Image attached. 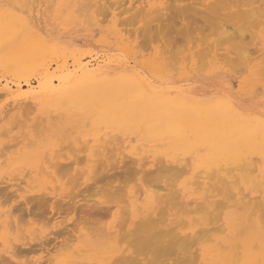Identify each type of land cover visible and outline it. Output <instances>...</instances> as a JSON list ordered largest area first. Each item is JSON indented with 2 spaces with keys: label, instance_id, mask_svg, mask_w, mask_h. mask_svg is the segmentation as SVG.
I'll return each mask as SVG.
<instances>
[{
  "label": "rangeland",
  "instance_id": "rangeland-1",
  "mask_svg": "<svg viewBox=\"0 0 264 264\" xmlns=\"http://www.w3.org/2000/svg\"><path fill=\"white\" fill-rule=\"evenodd\" d=\"M77 1L78 0H0V108L3 109L4 113H5L4 108H6V111H7V109H10L9 111H11V112H9V114L7 111L8 115H6V113H5L1 116L3 120L0 118L1 119L0 120L1 133L2 134L5 133V134H3L4 136L1 135L2 137H0V142H2L3 144L6 143L5 145H7V143H9V146H13L12 150H16L15 151L16 153L13 152V154L14 153L16 154V155L14 154L13 157L20 156L23 152H25L24 150L32 151L38 147L43 146L46 150V153L48 154L47 157L54 158L53 156H55L54 162L56 160H58L59 164L61 163L62 166L67 165L66 168L61 167V164L59 166L57 165L58 168L56 169V171L62 169L61 173H59V171L57 173V174H59L58 175L59 178L57 177V175L54 172V174H53V176H51V178L50 177L47 178L48 186H45V184H44L43 187L41 186L39 188L34 189V191H36V193L28 194V196L26 197V200L24 198L20 197L19 193L14 191L17 188L12 187L11 184H14V183L19 184L22 179L27 181L29 178H31L30 182L32 183V185H34V184L36 185L38 183V181L40 180V179L37 180L38 178L36 176V172H33L32 174H30L31 172H29L26 169H22L21 171H18V170L12 171V169L9 165V161H7V162L5 161V163L3 162L0 165V177L3 179L2 182H5V183L0 184V192H2L5 188L6 189L8 188L6 190V192L4 191L2 193L5 195V196L3 195V198H2V195H0V197H1L0 198V212H1L0 213V221H5L6 223H9V218L11 216L12 218H10V219L13 221V222L12 221L11 222L15 226V227L13 226L15 230L10 229L12 231H15V233H13V232L10 233V230H9L10 227H8V224H7V226L6 225H4V226L0 225V256L4 255L5 256L4 258L7 257V259H9L11 262H13L12 264H14V263L15 264H28L27 263L28 261H30V264L31 263L34 264L35 262H36V264H41L39 262L44 261L43 264H45L46 260H47L46 258H48L49 255L51 254L49 258L53 257L52 258L53 260H51V262H52V264H56V260L58 258L62 257L64 254L68 253L70 250L72 251V249L74 247L80 246L84 242V240H86L87 238H91L92 235H93L92 239L105 238V236H102V233L100 232V230L102 231L103 230L102 228H104V227H105L104 228L105 234L111 233L114 236H116V235L120 236L119 230L116 227V225L118 226V224H117V219L115 218V213L117 215V212L119 210L121 211V209H123L122 211L125 210V212L126 213L128 212L129 214L131 212V205L128 203L127 196H128V191L131 189V187L137 185V183H138V181L134 178V176H135V173L133 171L134 169H136V170L142 169L145 172L150 170L149 172L150 173L152 172L153 174L150 175V173L148 172L149 176L153 177L154 173H156L155 172L156 168H159V170H157L159 172L158 176L164 175V177H165V176H167L166 174H169L168 176H170L172 178L175 177L173 175V173H176L177 170L181 169L182 175L180 176L181 178H179V176L177 175L178 181H176L177 176L173 180H171V178L167 177V178H169V180H168L169 182L167 183V185L168 184L171 185V181H173V183H175V181H176V183L174 185H172L171 188L166 187L167 185L165 183L167 181H165L166 180L165 178H163L162 180L159 178L157 180H161V182L160 181H157L155 183L150 182L149 185L152 184L153 187H154V185H156L155 186L156 188H157V185L158 186L162 185V190L160 189L162 192V191H164L163 186L165 187L164 189H166V190L170 189V191H171V190H175V188H174L175 186H176V190H177L180 188V185L185 183L186 185L189 184V185H187V187H189L190 189L196 188L197 190L204 191L205 195L200 194V193H199L200 194L199 195L196 192L195 198L189 200V202H188L189 207H193V206L198 205V203L201 200H203V199H200V196L204 197V198L207 196H210V197H213V200L214 199H216L218 201L220 200L224 203V201L226 199V194H221L220 195V197L222 196L221 198L217 197L219 195V193H221V191L217 192L218 190L221 189V187L226 188L225 190H224V188H222L223 191H228V189L233 191L234 193L232 195L235 196L234 198L239 197V199L241 198L240 200H242V202H244V203H247L249 201V199L254 200L253 197H255V200L263 202L264 201V184H262L260 179L256 178V176L259 175L260 178H263V176H264L263 175L264 174V29H263L264 26L263 27L261 26L260 28H258V27L252 28L251 26H250V28L246 27V29L248 31L249 30L250 31L248 32L245 30L247 33L244 34V32H243L244 35H242L239 31H237V29L239 26L246 25V23H249L254 19V17H252L253 18L252 20H251V18L246 17L249 22L248 21L245 22V20H247V19H245V17H244V19L238 18V16L241 15L240 10L241 9L242 10H245V9L249 10L252 7H253V9H255V8H261L262 9V7H264V2L262 5V0H256V1L252 0L251 3L252 4L255 3L254 5H252L250 2L248 3V0H244L243 4L241 3L242 2L241 0H238L237 1L238 3H235L236 0L235 1L228 0V1H230V3L228 1L223 3V5H225V4L228 5V7L226 6L228 8V10H226V11L223 10L220 12V14H223V13L227 14L228 11L233 14V11H237V13L236 12L234 13L235 15H232V17L233 16L234 17L231 19H234V20H229L230 19L229 16L224 17V19L222 21L220 20L221 23H219V25L213 26L212 23L216 22V21L210 17L213 15H211L212 13L208 14L209 12L206 10V6L214 3L215 0H183V1H181V0L180 1L179 0H124V1L123 0H106V1L105 0H91L92 3L95 4L96 6L92 7L90 10L84 9L81 12L79 11ZM80 1H82V0H80ZM97 1H100V3H98ZM116 1H119V2L117 3ZM171 1L175 4H173ZM174 1H176V2H174ZM260 1H261V3H260ZM110 2H112V3H110ZM245 2H246V4H245ZM257 2H259V4ZM119 3H121L123 5L121 6V4H119ZM124 3H126V4H124ZM170 3H171V6H170ZM191 3H193L194 5ZM199 3H200V5H199ZM132 4H134V5H132ZM172 4H173V6L176 5V8H177V6L182 7L184 5L183 7L185 10L183 8L181 10L178 7V9L176 11V9H174ZM104 5H106V7H104V8L108 9L110 15H109L108 11L105 9H103V10L101 9L102 11H104V12H102V13H104L103 16L101 15L102 14L101 10L98 8H100V6H104ZM119 5H120V7H119ZM149 5H154V6L162 5L165 8H167L169 5L171 8L173 7L172 8L173 11H172V9L168 10V8H170V7H168L167 10H165L161 14L160 18L157 19L156 18L157 15L151 14L150 12L148 14L146 13V12H148V8H149L148 6ZM248 5H249V7H248ZM186 6H187V8H185ZM96 7H98V8H96ZM123 7L125 8L126 13L122 12V11H124ZM127 7L128 8L132 7L129 9H133V10L128 11ZM133 7H136L135 10ZM140 8H141V10H140ZM143 8H144V10H143ZM191 8H192V10H191ZM193 9L194 10L196 9L195 12H200L202 10V12L204 13V11H206L205 12L206 14L205 15L201 14L203 16V17H201V16H199L200 14L198 13V15H197V13H195ZM138 10L140 12H137ZM174 10L176 11V13H174ZM179 10H181V11H179ZM105 11L108 13V16L105 14L106 13ZM238 11H239V13H238ZM85 12L87 15L85 14ZM98 12L100 13V15L98 14ZM183 12H186V13H183ZM80 13L82 14V16H80L81 15ZM138 13H140V14H138ZM136 14H138V15H136ZM237 14H240V15H237ZM105 15L107 17H104ZM172 15H173V17H172ZM175 15H177V16H175ZM174 16H175V18H177V17L178 18L175 19ZM132 17H133V19H132ZM185 17L188 19H186ZM204 17H206V18H204ZM240 17H243V16H240ZM250 17H251V15H250ZM104 19H105V22H101ZM192 19H193V21H192ZM238 19H240V20H238ZM121 20H123V21H121ZM182 20H184V21H182ZM190 20H191V22H190ZM88 21L90 24H88ZM174 22H175V24H174ZM235 22H236L235 25L236 26L238 25L236 27L237 29H234L233 27H235V26H232V23H235ZM131 23H133V24H131ZM185 23H187V24H185ZM92 24H93V26H92ZM129 24H130V26H129ZM134 24H136V25H134ZM222 25L227 26L226 31L228 33H226L225 29H223L225 27H222ZM141 26H143V29ZM147 26H148V28H147ZM151 26H152V28H151ZM139 27H141V28L137 29ZM215 29H217L218 31ZM140 30H141V32L142 31L143 32L141 33ZM155 30H157V31H155ZM204 30H205V32H204ZM221 30L222 31L224 30L223 34H220ZM132 31L134 32V34H131V33H133ZM231 32H233L234 34ZM251 32H253L254 38L251 37V35H252ZM145 33H146V35H145ZM239 33H240V35H239ZM217 34L222 35V36H219ZM227 34H230V36L233 34V36H231V37H235V38H232L229 40L228 38L230 36L227 37ZM130 36H132V37H130ZM224 36H226L227 38L225 39ZM171 37H173V38H171ZM200 37H201V39H200ZM246 39L248 40L247 42H246ZM236 40H239L238 43H240V44H238L236 42ZM241 40H243V42ZM231 41L232 42L235 41V42L233 44H231L232 43ZM253 41H255V42L251 44V42H253ZM211 43H212V46L210 45ZM223 43H224V45H222ZM235 43L237 44L238 47L232 46ZM140 44H143V48H141L142 45H140ZM243 44H245V47ZM200 45H202V46H200ZM136 46H138V47H136ZM205 46L209 49V51H207L208 50L207 48H204ZM171 47H173V49H171ZM191 47H192V49H191ZM232 47H234L235 49H232V51H231L230 49ZM242 47L244 49L245 48L249 49L250 52H249L248 56H250L251 58L252 57L254 58V60L250 64H249V62L251 59L249 60V62L247 61L246 64H245V62H243L245 59L240 60L242 55L240 56L239 53L241 54V50H242L241 48ZM77 48L81 49L82 51L83 50H89V52L81 53V54H74L72 51L77 50ZM218 48L221 50H219ZM239 48L241 49V50H239L240 52H238V50H236ZM64 49L67 51H64ZM210 49H212V51H210ZM250 49L251 50L254 49L255 51L254 50L251 51ZM260 49L262 50V52L259 51ZM202 50H203V52H202ZM161 51H163V52H161ZM208 52H209V54H208ZM232 52L234 54L237 52L236 54H238V55L236 56V54H235V56H233L234 54ZM256 52H258L259 54L257 53V56L255 57ZM169 53H172V54H169ZM223 53H225L226 56ZM220 54L221 55L223 54L224 56H222V57H226V58H224V59L221 58ZM200 55L202 58L200 57ZM258 55H260V56H258ZM169 56H170V58H169ZM231 57H233L234 59ZM236 58L238 60H236ZM78 59H81V60L83 59V62H85V63L90 62L91 64L93 63L94 65L105 64V63L111 62L110 64L112 66L110 68L113 72L115 71L114 74H116V73L117 74H124V73L129 72L132 76L137 77V78L139 77L140 79H142L146 85H144V83H142L141 90L145 91L147 93H150L149 90L152 87H156L154 89H157V90H159L161 88L160 90L162 92H165L167 94V96H169V97H177V98L181 97V98H185L186 101H192L193 103H196L197 105H206V106L208 104H213V103H214L213 105L218 104L221 106L224 104V101H225L224 100L222 102V100H220L221 96L231 97L233 99V101L238 105V107L239 108L244 107L243 109L246 112L244 115H240V111H238V112L232 111L231 113L229 111L228 112L224 111L228 115H227V117H222L223 120H220V122L217 125L220 126L221 128L222 127H231V126L236 127L238 125L246 126L247 131L243 132L244 138L240 141L239 144H238V142L236 144L237 149L242 150L243 153H241V156H243V157L240 156L239 163L221 165V166L219 165L218 167H211V168H214L213 169L214 172L213 171L210 172L211 168H201V167H199L195 170H190V168L188 166L186 167L187 163H184L181 160H184L185 158H188V160L193 159L192 158L193 155H185L180 151H176L172 154L169 151V149L172 148V146L176 147V144L174 142H172V143L169 142L167 139H164V138L160 139L158 137L152 136L151 132H150L149 128L146 126V124H141L140 132L137 134H134V133L131 134L130 132H126L125 130H121L120 132H118V131L108 132L106 134V136L104 137L103 132L100 131L96 134L97 135L96 136V135H93L92 132H93V129L100 127V124L97 121V117L99 114L98 111L88 112L86 110H78L73 104L71 105V103L69 101H63L62 108L50 107V108L44 109L43 107H40L36 104H32L30 102V100H26V99L25 100L24 99L23 100H17V101L14 100V96H16L18 94H27L32 89H34V91H39V88L37 87V85H39V82H37L39 77L36 75H39L40 72L42 73L44 71V73H45V71H46V72H48V75L53 74L52 77L51 76L50 77H51V79H53L52 81L55 82L57 77L62 74L63 70L65 71L66 69H70V70L74 69V66L76 65L75 64L76 60H78ZM200 59L202 62L200 61ZM202 59H204V60H202ZM220 59H222L223 62ZM225 59L228 62H226ZM246 59H247V57H246ZM89 60H91V61H89ZM235 60L238 62L239 65L237 64V62ZM199 61L201 62L202 65L204 63L205 64L202 66V65H200ZM225 62L227 63L228 66L225 65L226 64ZM198 63L200 66L198 65ZM231 63L234 64V67H233V65H231ZM231 67H233V70ZM236 70H238V71H236ZM56 74H57V77H54V76H56ZM27 79L30 80L31 86H25L24 82H26ZM14 82H16V83H14ZM17 83L19 86L17 85ZM34 87L36 88V90ZM178 88H180V89H178ZM20 104H21V106H19ZM26 104H28V106ZM29 104H31V106H33V108L29 107ZM23 105L28 111H26L24 109ZM27 107L34 109V110L28 109ZM12 108H14V109H12ZM22 109H24V110H22ZM22 111L23 112L25 111L24 114L26 112L27 113L24 115V114H22ZM29 111L31 114H29ZM61 114H63V115L61 116ZM3 116L4 117L6 116V117L3 118ZM15 116L18 117V120H20V121L23 120V121L15 123V121L17 120V118L15 119ZM25 116L27 118H23ZM37 116L39 117V119H37L38 118ZM202 117H206V116L201 115L200 118H202ZM6 118L9 122L5 121ZM52 118H53V120H51ZM43 119H44V121H43ZM216 120H218V119H216L214 117L213 121H216ZM13 121L16 125L13 123ZM36 121H39V122H36ZM23 122H24V127L22 126L23 127L22 128L20 125H22ZM35 122H36V124H35ZM52 123H53V125H52ZM34 124L36 126L39 124L37 126V128H38V131H40V130L41 131L38 133V135L36 134V131L33 130L34 128L30 127L31 125L34 126ZM17 125H19V126L17 127ZM43 125L45 126V128ZM122 125L123 124H117V126H122ZM4 129H6V131L9 129L10 131L12 130L13 132H11V133L9 132L8 135L5 136L9 130L7 132H5ZM65 131L66 132L68 131V132L66 134L65 133L63 134V132H65ZM144 131H147V132H144ZM22 132L26 133L27 136L31 133H34L38 144L35 146L31 145V144L29 146V144H28V145H26V146H28V148L24 149L25 148L24 144L27 143L28 140L23 139L25 134H23ZM70 133H71V135H69ZM63 135H66V137ZM15 136L17 137L16 138L17 141L15 139ZM39 136L41 138L40 141H38ZM67 136H68V138H67ZM100 137H101V139H100ZM118 137H120V138L116 139ZM24 138H26V137H24ZM42 139H44V140H42ZM62 139L67 140V142L65 140H62ZM99 139H100V141H99ZM154 139H156V140L154 141ZM87 140H88V144H87ZM115 140L121 141L122 143L120 142V144H119V142H117V141L115 142ZM41 141H44V142L42 143ZM60 141H61V143H60ZM106 141H107V143H106ZM108 141H111V142L113 141L112 143H114V144L111 145ZM17 142H19V143H17ZM68 142H70V143H68ZM15 144H17V145L15 146ZM63 144H64V147L66 149L63 147ZM104 144L107 145V147H109V148H107V149H109V151H110V149L112 151V147L114 146V148H113L114 150L112 151V153H110L111 151L109 152L107 149L106 150L110 154L107 153L108 154L107 155L106 150L104 151V153L102 152L104 150ZM121 144H122L123 148H122ZM144 144H146V145H144ZM70 145L75 148L74 152H73L74 148H71ZM67 146H69V147H67ZM99 146H100V148H99ZM31 147H33V148H31ZM60 147H61V149H60ZM79 147L80 148L82 147V148L80 149ZM7 149H8V146L7 147L5 146L3 149L4 150L3 153L0 152V154L2 153V155H1L2 157H4V155H5L4 153H6V151H8ZM19 149L21 151H19ZM70 149L72 150V152L70 151ZM78 149H79V151L81 150L82 152H79ZM83 149H84V151H83ZM57 150H60V152H61V150H64L61 152V153L64 152L63 156L62 155L60 156L61 153L57 154L58 153ZM55 151H57L56 155H55ZM98 151H100V152H98ZM102 153H103V157L101 156ZM83 154H84L85 158H84ZM113 154H114L113 158L115 160L113 158L112 159L109 158V156H112ZM124 154H126L125 156H127V157H123ZM177 154H178V156H177ZM7 155L9 156L8 153H7ZM77 155H78V157H77ZM100 156H101V159L104 157H107L109 159L110 163L113 161L112 166H113V164L118 163L117 165H115L117 167L113 166V168L115 167L113 170V168L111 169V167L109 166L110 168H108V169H110L111 171L110 170H109V172L104 171L103 172L104 174H101L103 176L100 179H98V178L101 177V175H97L98 178H96L97 176H95V178L92 179L93 181H91V179L85 180L86 178H85V176H83V177L78 178V180H79V181L77 180L79 182V183L77 182L78 184L75 183L76 182L75 178H77V177L74 178L73 175L77 174V170H79L78 172H81L82 169H85L87 166L90 165L89 163H87V159H89V158L99 159ZM157 157L160 159V161H163L162 163H163V165L165 164L164 166L161 165L160 161L158 163ZM5 158H6V156H5ZM118 158L120 160H118ZM241 158H243V159H241ZM156 159H157V162L155 163ZM176 160H178V161H176ZM251 161L256 162V163L254 162L255 165L253 164L255 166V169H253L254 166H252V171L249 170V169H251V167L246 166V164L252 163ZM73 162H74V164H73ZM77 162L80 164L78 165ZM139 162L142 163V165H143V163H145V165H143L144 167L143 166L140 167ZM178 162H179V164H178ZM69 163H71V165H73L72 168H71V165H69ZM243 163H245L244 167H247L246 170L243 169L244 168L242 166ZM3 164H4V166H3ZM176 164H177L176 167L180 168V169H177V170H176V168L174 169V166ZM128 165H130L131 168H130V166L127 167ZM171 165L173 167V168L171 167L172 170L170 168H168ZM181 165L182 166L185 165L186 170H184V167H182ZM237 165H239V166H237ZM250 165H252V164H250ZM122 166H123V169L121 168ZM60 167H61V169H60ZM125 167H127L128 169H126V171H123L125 169ZM219 167H221V168H219ZM162 168H165V169H163L161 171L160 169H162ZM241 168H242V171H241ZM70 169H72V170H70ZM153 169H155V170H153ZM227 169H228V171H227ZM168 170L170 172L171 171H173V172L170 174V172ZM183 170L185 173L183 172ZM200 170H202V172ZM27 171H28V173H27L28 176H25L27 178L15 176L18 173L25 174ZM64 171L66 173H68V174L65 173V175L66 176L69 175V176L64 178V176H62V173L64 175ZM244 171L247 174H245ZM107 172H108V174H107ZM123 172H125V173H123ZM129 172L131 174H129ZM198 172L200 174H203V179L201 180L200 184L196 181L195 178H193V175L197 174ZM212 172L214 173L213 175L211 174ZM148 173H145V174H148ZM207 173L210 175L207 176ZM132 174H133V177H132ZM176 174H178V172ZM179 174H181L180 171H179ZM171 175H173V176H171ZM3 176H4V178H3ZM14 176L18 177L19 179L15 178L16 180H10V178L14 179ZM210 176L213 177L212 178L213 182L214 183L216 182L215 186L219 185L220 187L218 186V188L217 187L215 188L214 183H212V181L210 180ZM219 176L221 179L219 178ZM69 177L74 178V181H72V179H71L72 184L70 183V180H69L67 184L70 183L71 185H66V181ZM107 177H113V178L109 179ZM124 177H126V178H124ZM1 178H0V181H1ZM52 178H54L55 181ZM61 178L63 179L62 182L60 180ZM204 178H207V179H204ZM80 179H81V181H80ZM115 179H116V181H115ZM149 179H151V178H149ZM246 179H247V182H246ZM104 180H106V181H104ZM221 180H224V182L227 180V182L228 183L230 182V183L227 185V183H224ZM134 181H136V182H134ZM187 181H188V183H187ZM219 181H221V182H219ZM189 182H191V184ZM217 182H219V183H217ZM87 184L88 185L91 184V185L88 186ZM92 184L95 187H93ZM210 184H213V186L211 187ZM6 185H8V186L10 185V186L8 187ZM105 185L108 187H106ZM120 185L122 186V190L124 192L121 191ZM24 186H25V183H22V187H24ZM85 186L89 189L92 187V189L89 190ZM73 187H75V189ZM148 187H147V183L142 182L140 184L138 195L135 198L139 203H142L145 200L146 192L152 190L151 187L150 188H148ZM46 188H49L50 190L46 189ZM83 188L86 189L87 191H84ZM172 188H174V189H172ZM81 189H83L84 195L82 193H80V192H82ZM71 190H73V193ZM77 191H79V192H77ZM158 191H159V189H158ZM10 192L12 195H15V197H12L11 195H7V194H10ZM114 192H116V193L113 194ZM46 193H47V195H46ZM77 193L81 197L83 195V197L80 199V197L77 195ZM87 193H89V194H87ZM119 193H123V194L118 195ZM67 194H70L71 198H72V195H74V194H76V196H78V197L73 196V198H75V200H74L73 198L71 199L70 197H68L69 195H67ZM112 194L114 196H112ZM44 195H46V196H44ZM223 195H225V196H223ZM17 196H18V198H17ZM86 196H88V197L86 198ZM28 197H30V198L32 197L33 201L30 200V198H29V200L32 202L28 201L27 200ZM63 197H65V198H63ZM120 197L122 200L120 199ZM13 198H16V199L13 200ZM48 198H52V199L48 200ZM85 198H86V201L88 200V202H85ZM89 198L94 199V200H90ZM57 199H59L61 204H62L61 205L58 203L59 205H61L60 207L58 206V208L56 205ZM83 199H84V202L82 201ZM106 199H109L110 204L111 203L112 204L110 205ZM124 199L127 200L126 203H125L126 200H124ZM34 200L35 201H37V200L42 201L43 200V202H44V203L42 202L43 205H45L47 207L44 206L45 207L44 208V207H42L43 205H41L40 206L41 209H39L38 204H37V207H38V209H37L36 204L34 203ZM117 200L123 201V203H119V207H114L113 202H116ZM41 201L39 202L40 204H41ZM45 201H46V204H45ZM91 201H93V202L95 201L97 203L105 202L102 205H99L100 208L98 207L97 211L101 210V207H103V206L104 207L108 206L111 209V210H109L108 214H105L104 213L105 210L103 208L104 212L99 211L98 212L99 214L98 215L96 214L97 218H95L96 215L94 216L95 219H97V220L99 219V221L94 222L95 224L97 223V226H94V223L89 221V220L94 219V218L93 219L91 218L94 212H92V213L90 212L89 214H86V216H85V212L92 211V210L95 211L94 209H92L95 206L92 207V205H94V203L92 202L93 203L92 204ZM230 201H231V199H230ZM54 202H55V204H54ZM67 202H70V203H68L69 206L67 205ZM7 203H9V204H7ZM36 203H38V202H36ZM47 203L49 206L47 205ZM63 203L68 206V209H67V207L65 208V206H64L62 210L56 211V209H59V208L61 209V207L64 205ZM84 203H86L87 205L85 204L86 206L84 205L82 207L86 208L88 206L86 208V210L84 208L80 207ZM70 204H72V205L74 204L73 207ZM90 205L92 208H90V210H88ZM224 205H223L224 208L222 206L223 209L220 208V210L222 212L229 211V207H230V209H232V207L229 206V204L227 205V203H226ZM215 208L217 209L216 206H215ZM216 209L213 211L208 209L211 212L210 214L213 213L211 215L212 217L219 215L217 213H219L220 210H219V208L217 210ZM36 210H37V212H36ZM41 210H43V212ZM65 210H67V211L69 210V211L66 213ZM74 210H75V213H74ZM17 211H18V213L19 212L20 213L18 214ZM23 211H24V213H23ZM55 211H56V213H55ZM82 211H84V212H82ZM97 211H96V213H97ZM209 211H208V213H209ZM5 212H7L8 214ZM11 212H14L15 215L14 214L9 215V213L11 214ZM47 212H50V213H47ZM101 212L103 213L104 218H102V216H101L102 214L100 215ZM53 213H55V214H53ZM74 214L77 216H75ZM104 214H105V216H104ZM127 214H126V216H127ZM220 214H221V212H220ZM262 214H264V212H262ZM82 215H84V216H82ZM87 215H89V216L91 215V217H88ZM106 215H108V217ZM36 216H37V218H36ZM44 217H46V218H44ZM85 217L89 218V219L87 220V219H85ZM105 217H106V219H105ZM62 218L65 221L62 222V220H63ZM100 218H102V220H100ZM19 219H21L20 223H23V225H25V226H23L22 224H20L18 222ZM51 219H52V221H51ZM82 220H83V222L79 223ZM85 220H86V223H87V221H89L92 224V226H90V225L89 226L91 228L93 227V229H91L89 226L84 227V225H85L84 221ZM60 221L62 222L61 225H60V223H61ZM17 222L20 225H17L18 224ZM47 223L50 224L49 227H46ZM77 223H79V225L77 227V230H76L77 233H76V231H74V230L76 227L75 224H77ZM71 224H73V225H71ZM98 225H100L101 228ZM67 226H68V228H67ZM17 227L19 229H21L22 231H20V230L17 231V229H18ZM88 227H89V229H88ZM85 228H87L88 231ZM51 229L53 232L50 231ZM57 229H58V231H57L58 233H56ZM96 229H98V230H96ZM31 231H33L32 234H31ZM59 232L61 234H63L65 232L66 234H65V236L62 235V237H59V235L61 236V234ZM68 232L69 233L71 232V234H69ZM95 232H97V233H95ZM53 233H55V235ZM73 233H75V234H73ZM89 233H91V234H89ZM125 233H127V232H125ZM20 234L22 235L21 237H20ZM124 234H122L123 237L122 236H120V237L125 239L126 238L125 236H128V235L127 234L124 235ZM129 234H131V233L129 232ZM35 235H37L36 237L39 239H36V237L34 238ZM46 235L48 237H46ZM56 235H57V237H56ZM97 235H99V236H97ZM72 236H73V238L76 237L74 239L76 241L72 240V238H71L72 242L69 243L68 242V241H70L69 237H72ZM58 237H59V239H58ZM2 238H9L7 244L11 250L13 249L14 245H16L15 247L18 246L17 247V253H14V251H12L13 253L11 252L12 254L6 253L5 252V250H7L6 244L1 242ZM51 239H54L55 241H53V240L49 241ZM9 241H11L12 244ZM42 241H45V243H47V242L48 243L45 244V243H42ZM62 241H64V242H62ZM65 241H67L69 243V245H66V246H68V248H67L68 250H64V249H66V246H64L65 244L62 245L65 248L61 246L62 243H66ZM51 242H52V244H51ZM59 244H60V246H58ZM19 245L21 246V249H22L21 251H23V253L21 251H19L20 250ZM33 245L35 247L36 246H38V247H36V249H35V247ZM40 245H42V247ZM39 246L41 247L40 248L41 250L39 249ZM54 246H55V248L59 247L57 249V251H55L56 249L54 250ZM69 246H70V248H69ZM18 248H19V250H18ZM44 248H45V254L43 253ZM60 248H64V249L61 250ZM14 250L16 252V249H14ZM30 250H32V252ZM48 250L50 251V253ZM52 250L55 253L52 252ZM25 251H28L30 253L28 254V252H25ZM35 251H36V254H35ZM19 252H21L22 254ZM52 253H54V254L52 255ZM13 254H15V256ZM16 254H18V256ZM48 261H49V259H48ZM48 261H47V264H49ZM186 264H188V263H186Z\"/></svg>",
  "mask_w": 264,
  "mask_h": 264
},
{
  "label": "bare ground",
  "instance_id": "bare-ground-1",
  "mask_svg": "<svg viewBox=\"0 0 264 264\" xmlns=\"http://www.w3.org/2000/svg\"><path fill=\"white\" fill-rule=\"evenodd\" d=\"M181 1H183V0H181ZM226 1H228V0H217V1L215 0L214 3L209 4V5L206 6V10L209 12V13L208 12L207 13L208 14H211L212 13L211 15H213V16H210V17L216 21V22H213L212 23L213 26L219 25V23H221V21L224 19V17H228L229 16L230 17L229 20H234V19H231V18L234 17V16L232 17V15H235L234 13L235 12L237 13V11H233V14L230 13L229 11H228L227 14L226 13L220 14L221 11L228 10V8H227L228 5H226V4L223 5V3L226 2ZM233 1H235V0H233ZM237 1L238 0H236L235 3H238ZM241 1H242L241 3L243 4L244 3L243 2L244 0H241ZM251 1L252 0H248V3L249 2L251 3ZM97 2L100 3V1H97ZM116 2L118 3L119 1H116ZM174 2H176V1H174ZM228 2L230 3V1H228ZM246 2H245V4H246ZM263 2H264V0H262V5H263ZM77 3H78L77 5H78V8H79V11L80 12L83 11L84 9L90 10L92 7L96 6L95 4L92 3L91 0H82V1L78 0ZM110 3H112V2H110ZM193 3H191V4H193ZM257 3L259 4V2H257ZM260 3H261V1H260ZM119 4H121V3H119ZM124 4H126V3H124ZM173 4H175V3H173ZM173 4H172V6H173ZM254 4H252V5H254ZM122 5L123 4H121V6ZM132 5H134V4H132ZM199 5H200V3H199ZM170 6H171V3H170ZM170 6L168 5V7H170ZM183 6L182 7L177 6V8H176V5H175L173 7L177 11L178 7L181 10H182V8L184 9ZM104 7H106V5L100 6V8H98V7H96V8H98L100 10L101 9L102 10L105 9V10L108 11V9L107 8H104ZM119 7H120V5H119ZM148 7H149L148 8V12H146V13L148 14L150 12L151 14L157 15L156 16L157 19L160 18L161 14L165 10H167V8H168V7L165 8L162 5H160V6L149 5ZM248 7H249V5H248ZM129 8H132V7H129ZM129 8L127 7V10L128 11L129 10L130 11L133 10V9H129ZM133 8L135 10L136 7H133ZM172 8L170 7V8H168V10H170ZM185 8H187V6ZM123 9H124V11H122V12H125V8L124 7H123ZM102 10H101V13L104 12ZM140 10H141V8H140ZM143 10H144V8H143ZM181 10H179V11H181ZM191 10H192V8H191ZM195 10H194V12H195ZM172 11H173V9H172ZM176 11L174 10V13H176ZM240 11H241L240 12L241 15L240 14H237V15H240V16H243V17L238 16V18H243L244 19V17H245V19L251 18V20H252L253 19L252 17H254V19L252 21L249 19L251 22H249L248 19L245 20V22L248 21L249 23H246V25L239 26L238 27L239 30L236 28L238 26V25L237 26L235 25L236 22L235 23H232V26H235L233 28L234 29H237V31H239L242 35H244L245 33H247L246 31H248V30L246 29V27L247 28L248 27L250 28V26H251L252 28H254V27L255 28H257V27L260 28L261 26L262 27L264 26V7H262V9L261 8H255V9H253V7H252L249 10H246V9L245 10H242L241 9ZM99 12H98V14L100 15ZM137 12H140V11L138 10ZM201 12H202V10L200 12H195V13H197V15L199 13L200 14L199 16L203 17L201 14H204L205 15L206 14L205 13L206 11H204V13L203 12L201 13ZM108 13H109V11H108ZM108 13L106 12L105 14L108 16ZM183 13H186V12H183ZM238 13H239V11H238ZM85 14H86V12H85ZM103 14L104 13H102L101 15L103 16ZM138 14H140V13H138ZM138 14H136V15H138ZM106 15L104 17H107ZM109 15H110V13H109ZM250 15H251V17H250ZM80 16H82V14ZM175 16H177V15H175ZM175 16H174V18H175ZM172 17H173V15H172ZM177 18H175V19H177ZM204 18H206V17H204ZM132 19H133V17H132ZM186 19H188V18H186ZM238 20H240V19H238ZM121 21H123V20H121ZM182 21H184V20H182ZM192 21H193V19H192ZM101 22H105V19L102 20ZM190 22H191V20H190ZM88 24H90L89 21H88ZM131 24H133V23H131ZM174 24H175V22H174ZM185 24H187V23H185ZM134 25H136V24H134ZM92 26H93V24H92ZM129 26H130V24H129ZM141 27L143 29V26H141ZM141 27H139L137 29H140ZM222 27H225L223 29H225V31H226V29H227L226 27L227 26L226 25L225 26L222 25ZM147 28H148V26H147ZM151 28H152V26H151ZM263 29H264V27H263ZM215 30H217V29H215ZM155 31H157V30H155ZM140 32H141V30H140ZM204 32H205V30H204ZM243 32H244V34H243ZM223 33H224V30L223 31L221 30L220 31V34H223ZM226 33H228V32L226 31ZM231 33H233V32H231ZM240 33H239V35H240ZM251 33H252L251 37L254 38L253 32H251ZM131 34H134V32L131 33ZM233 34L231 36H233ZM145 35H146V33H145ZM217 35H219V34H217ZM219 36H222V35H219ZM229 36H230V34H227V37H229ZM130 37H132V36H130ZM173 37H171V38H173ZM224 37H225V39L227 38L226 36H224ZM230 37L228 38L229 40L232 39V38H235V37H231V38ZM200 39H201V37H200ZM238 41L239 40H236L237 43H238ZM241 41L243 42V40H241ZM247 41L248 40L246 39V42ZM234 42H232L231 44H233ZM254 42L255 41L251 42V44L254 43ZM143 44H140V45H142L141 48H143ZM238 44H240V43H238ZM202 45H200V46H202ZM210 45L212 46V43ZM222 45H224V43ZM243 45L245 47V44H243ZM232 46L238 47L236 43L234 45H232ZM136 47H138V46H136ZM192 47H191V49H192ZM204 48H207V47L205 46ZM171 49H173V47H171ZM232 49H235V48L232 47L230 50L232 51ZM241 49L240 48L239 49H236V50H238V52H240L239 50H241V54L239 53V55L240 56L242 55L243 57L241 56L240 60L241 59L242 60L245 59L246 61L244 60L243 62H245V64H246V62L247 61L249 62V60L251 59L250 62H249V64H250L254 60V58L252 57L253 58L252 59L250 56H248L249 55V52H250L249 49H247V48L244 49L243 47ZM219 50H221V49H219ZM252 50H254V49H252ZM64 51H67V50L64 49ZM207 51H209V49ZM210 51H212V49H210ZM259 51L262 52L261 49ZM72 52L74 54H81V53H87V52H89V50H83L82 51L81 49H78L77 48V50L72 51ZM161 52H163V51H161ZM202 52H203V50H202ZM258 52L255 53L256 54L255 57L257 56V53ZM169 54H172V53H169ZM208 54H209V52H208ZM223 54L225 55V53H223ZM223 54L222 55L220 54V55H221V58L224 59L226 57H222V56H224ZM235 54L233 56H235ZM237 55L238 54H236V56ZM258 56H260V55H258ZM200 57H201V55H200ZM246 57H247V59H246ZM169 58H170V56H169ZM231 58H233V57H231ZM202 60H204V59H202ZM220 60L222 61V59H220ZM236 60H238V59L236 58ZM89 61H91V60H89ZM200 61H201V59H200ZM225 61H226V59H225ZM201 62H200V65H202ZM226 62H228V61H226ZM110 63L111 62L105 63V64L94 65L93 63L91 64L90 62L89 63L88 62L87 63L83 62V59L82 60L81 59H78V60H76V63H75L76 65L74 64L75 65L74 66V69H72V70L66 69L65 71L63 70L62 71V74L59 75L58 77H57V74H56V76H54V77H57V79H56L55 82L52 81L53 79H51V77H52L53 74L48 75V72H46V71H45V73H44V71L42 73L40 72L39 75H36V76L39 77L38 78V81H37V82H39V85H37V87L39 88V91H34V89H32L27 94H18L16 96H14V100H16V101L17 100H23V99L24 100L25 99L26 100H30V102L32 104H36V105H38L40 107H43L44 109L45 108H50V107H52V108H62L63 101H69L71 103V105L73 104L78 110H86L88 112L98 111L99 114H98V117H97V121L100 124V127H97L96 129H93V132H92L93 135H96L98 132L102 131L103 132V135L105 137L108 132H111V131H118V132H120L121 130H125L126 132H130L131 134L132 133L137 134V133L140 132V126H141V124H146V126L149 128L152 136L158 137L160 139L161 138H164V139H167L169 142H171V143L174 142L176 144V147H173L172 146V148L169 149V151L172 154L174 152H176V151H180V152H182L185 155H193V157H192L193 159H189V160H188V158H185L184 160H181L180 159L184 163H187L188 164V165L186 164V167L188 166L190 168V170H195V169H197L199 167H201V168H211V167H218L219 165L221 166V165H228V164L239 163V161H240L239 158L241 156V153H243V152H242V150L237 149L236 144H237V142L239 144L240 141L244 138L243 132L247 131L246 126H244V125H238L236 127L231 126V127H222L221 128L217 124L220 122V120H223L222 117H227L228 114L226 112H228V111L230 113L232 111H234V112L235 111L236 112L240 111V115H244L245 112H246L243 109L244 107H242V108L240 107L239 108L238 105L233 101V99L231 97H228V96H221L220 97V100H222V102L225 100L224 101V104L221 105V106L218 105V104L217 105L216 104L213 105L214 103L213 104H208L206 106V105H197L196 103H193L192 101H186L185 98H181V97H178V98L177 97H169V96H167V94L165 92H162L160 90L161 88L159 90H157V89H154L156 87H152L149 90L150 93H147V92L141 90L142 83H144V85H146L145 82H143L142 79H140L139 77L137 78V77L132 76L129 72L128 73H124V74H117V73L114 74L115 71L113 72L111 70L110 67L112 65ZM237 64H238V62H237ZM198 65H199V63H198ZM225 65H227V63ZM231 65H233V67H234V64L231 63ZM233 67H231L232 70H233ZM236 71H238V70H236ZM14 83H16V82H14ZM24 83H25V86H31V83H30V80L29 79H27L26 82H24ZM17 85H18V83H17ZM178 89H180V88H178ZM35 90H36V88H35ZM26 105L28 106V104H26ZM19 106H21V104ZM23 107H24V105H23ZM29 107L33 108V106H31V104H29ZM29 107H27V108L28 109H31ZM14 108H12V109H14ZM4 109H5L6 115H8L9 112H11V111H9L10 109H7V111H8V114H7L6 108H4ZM24 109L26 111H28L25 107H24ZM24 109H22V110H24ZM31 110H34V109H31ZM30 111H29V114H31ZM224 111H226V112H224ZM24 112L22 111V114H24ZM5 113H4L3 109L0 108V118L1 119H2L1 116L3 114H5ZM62 115L63 114H61V116ZM201 115H205L206 117L200 118ZM16 116H15V119L17 118V120H18V117H16ZM213 116L216 119H218V120L213 121V119H214ZM5 117L3 116V118H5ZM23 118H27V117L25 116ZM37 119H39V117ZM17 120L15 121V123L22 122L23 121V120L22 121H20V120L17 121ZM51 120H53V118ZM5 121L9 122L7 120V118L5 119ZM43 121H44V119H43ZM36 122H39V121H36ZM36 122H35V124H36ZM13 123H14V121H13ZM35 124H34V126L31 125L30 127H33L34 128L33 130H35L36 131V134L38 135V133L41 130L38 131L37 126L40 123L37 126ZM117 124H123V125L122 126H117ZM52 125H53V123H52ZM18 126L19 125H17V127ZM20 126L21 127L22 126L24 127V122ZM44 128H45V126H44ZM4 130H5V132H7L9 129L7 131H6V129H4ZM9 132L11 133L13 131L12 130L11 131L9 130L6 133L5 136H7ZM67 132L65 131V132H63V134L64 133L66 134ZM144 132H147V131H144ZM3 134H5V133H3ZM3 134L1 133V130H0V137H2L1 135H3ZM23 134H25L24 137H26V138L23 137V139L28 140V142L24 144V146H25L24 149L28 148V146H26L28 144H29V146H30V144L31 145H34V146L38 144L34 133H31L28 136L26 135V133H23ZM69 135H71V133ZM63 136L66 137V135H63ZM68 136H67V138H68ZM16 138L17 137L15 136V139ZM119 138L120 137H118L116 139H119ZM40 139L41 138L39 136V140L38 141H40ZM100 139H101V137H100ZM100 139H99V141H100ZM42 140H44V139H42ZM62 140H65V139H62ZM155 140L156 139H154V141ZM16 141H17V139H16ZM61 141H60V143H61ZM65 141L67 142V140H65ZM116 141L117 140H115V142ZM41 142L43 143L44 141H41ZM108 142L111 145L114 144V143H112L113 141L112 142L111 141H108ZM117 142H119V144H120L121 141H117ZM17 143H19V142H17ZM68 143H70V142H68ZM106 143H107V141H106ZM5 144H3L2 142H0V152L3 153L4 147L5 146L6 147L8 146V149H7L8 151H6V153H4L5 154L4 157L1 156L2 153L0 154V165L3 162L5 163V161L6 162L9 161V165H10L12 171H16V170L21 171L22 169H26L29 172H31L30 174H32L33 172H36V176L38 178L37 180L40 179L36 185L35 184L32 185V183L30 182V179L31 178L28 179L29 181L28 180L25 181V180L22 179L19 184H17V183L16 184L15 183L14 184H11L12 187H16L17 188L14 191H16L17 193H19L20 194V197L24 198L25 200H26V197L28 196V194H34V193H36V191H34V189L39 188L41 186L43 187L44 184H45V186H48L47 178H49V177L51 178V176H53L54 172L57 175V177L59 178V176H58L59 174H57L58 171H59V173H61L62 172L61 171L62 170L61 167H65V168L67 167V165H63L62 166V164L60 163L61 164V167H60L61 170H57L56 171V169L58 168L57 165L58 166L60 165L59 164V161L56 160L54 162L55 156H53L54 158L47 157L48 154L46 153V150H45V148L43 146L38 147V148H36V149H34L32 151L24 150L25 152H23L20 156L13 157V155L16 153L15 152L16 150H12L13 149V146H9V143H7V145H5ZM87 144H88V140H87ZM16 145L17 144H15V146ZM144 145H146V144H144ZM121 146H122V144H121ZM33 147H31V148H33ZM63 147H64V144H63ZM67 147H69V146H67ZM71 148H74V147L71 146ZM99 148H100V146H99ZM107 148H109V147H107V145L104 144V150L102 152L104 153V151ZM113 148H114V146L112 147V151L114 150ZM122 148H123V146H122ZM60 149H61V147H60ZM107 150L109 151V149H107ZM19 151H21V150L19 149ZM57 151H58V153H57ZM57 151H55V155H56V153L59 154V153H61L64 150H61V152H60V150H57ZM70 151L72 152L71 149H70ZM74 151H75V148H74L73 152ZM78 151H79V149H78ZM83 151H84V149H83ZM108 151L106 152V154L107 153L108 154L112 153L111 149H110L111 152L109 151L110 153ZM13 152H15V153L13 154ZM79 152H82V151L80 150ZM98 152H100V151H98ZM7 153L9 154V156L7 155ZM63 153H61L60 156L61 155L63 156ZM103 153H102V155L100 154L102 157H103ZM125 155L126 154H124L123 157H127ZM5 156H6V158H5ZM83 156H84V154H83ZM101 156H100L99 159H92V158L87 159V163H89L90 165L87 166L85 169H82L81 168L82 169L81 172H78L79 170H77V174L73 175L74 178L77 177V178H75V181H76L75 183H77L79 181L78 180L79 177H83V176H85V178H86L85 180H90L91 179V181H93L92 179H94L95 176L104 174L103 173L104 171H108L109 172L110 169H108V168L111 167V169H112L113 166H115V165L118 164V163L117 164H113V166H112L113 161L110 163L109 162V159L107 157H104V158L101 159ZM177 156H178V154H177ZM77 157H78V155H77ZM113 157H114V154L112 156H109V158H111V159ZM241 157H243V156H241ZM84 158H85V156H84ZM241 159H243V158H241ZM118 160H120V159L118 158ZM178 160H176V161H178ZM159 161H160V159L158 158V163H159ZM156 162H157V159L155 160V163ZM162 162L163 161H160L161 165L164 166L165 164L163 165ZM251 162L252 163L246 164V166L251 167V169H249L250 171H252V166L255 165L254 164L255 161H251ZM73 164H74V162H73ZM79 164L80 163H78V165ZM178 164H179V162H178ZM250 164H252V165H250ZM69 165H71V163H69ZM143 165H145V163H143ZM143 165H142V163L139 162V166L140 167H142ZM3 166H4V164H3ZM72 166L73 165H71V168H72ZM129 166L130 165H128L127 167H129ZM176 166H177V164L174 166V169L175 168H176V170L177 169H180V168H177ZM237 166H239V165H237ZM242 166L244 167L245 166V163H243ZM115 167H117V166H115ZM127 167H125V169L123 171H126V169H128ZM171 167H172V165L170 167H168V168L171 169ZM182 167H184V170H186L185 165H183ZM114 168H113V170H114ZM121 168L123 169V166ZM130 168H131V166H130ZM219 168H221V167H219ZM242 168H241V171H242ZM246 168L247 167H244L243 169L246 170ZM163 169H165V168H162L160 170L162 171ZM213 169L214 168H211L210 172L213 171ZM253 169H255V166L253 167ZM70 170H72V169H70ZM135 170L136 169L133 170L134 173H135L134 178L138 181V183H137V185L131 187V189L128 191V196H127L128 203L131 205V212H130V214L127 212L128 213L127 214L125 212V210L122 211L123 209H121V211L119 210L117 212V215L115 213V218L117 219V224H118V226L116 225V227L119 230V235L122 236V234H124L125 232H127L124 235L127 234L129 237L128 236H125L127 238V239L125 238L126 239L125 240L124 238H121L118 235H116L117 236L116 237V236H114L111 233L110 234H105L104 233V231H105L104 228L105 227H104V228H102L103 229L102 231L100 230V232L102 233V236H105V238L92 239L93 238V235H92V237L90 236L91 238H87L86 240H84V242L80 246L74 247L72 249V251L70 250L68 253H66L62 257L58 258L56 260V264H186V263H188V264H264V214H262V212H264V201L262 202V201L255 200V197H253L254 200H250L249 199V201L247 203H244V202H242V200H240L241 198L240 199H239V197L234 198L235 196L232 195L234 193L233 191H231L230 189H228V191H223L222 188H224V187H221L220 190H218V191L216 190L217 192L221 191V193H219V195L218 196L216 195V196L217 197H220L221 194H226V199H225L224 203L222 201H220V200L219 201L216 200V199L213 200V197H210V196H207L205 198L200 196V199H203V200H201L198 203V205L193 206V207H189V205H188L189 203L188 202H189V200L195 198L196 192L198 194L199 193L200 194H204L205 192L202 191V190H197L196 188L195 189H190L189 187H187V185H189V184L186 185L185 183L182 184V185H180V188L177 189V190H176V186H175L174 187L175 190H171V191H170V189H168V190L164 189L165 187L163 186V190L164 191H162V192H161L162 185L161 186H158L157 185V188L155 187L156 185H154V187H153L152 184L149 185L150 182L151 183L152 182L155 183L157 181H160L161 182V180L163 178L166 179L165 181H167V182L166 183L164 182V183L167 185V183L169 182L168 181L169 178H171V180H173V179L176 178L177 175L179 176V178H181L180 177L182 175V170L181 169L180 170H177L178 174H176L177 172L176 173H173V175L175 176L174 178L168 176L169 174H166L167 176H165V177H164V175H161V174L160 175L162 177L161 176H158L159 172L157 170H159V168H156V170L153 169L157 173V174L154 173V176L153 177H150L149 176V173H150L149 171L150 170L147 171V172H145L142 169H138L136 171ZM184 170H183V172H184ZM28 171L25 174L18 173L15 176L27 178L25 176H28V174H27ZM179 171L181 172V174H179ZM200 171L202 172V170H200ZM227 171H228V169H227ZM108 172H107V174H108ZM172 172L173 171H171L170 174ZM199 172L197 174L193 175V178H195L196 181L200 184L201 180L203 179V174H200L201 172L200 173ZM213 172L211 173L212 175L214 174ZM65 173H66L65 171H64V175L62 173V176H64V178L67 177V176H69V175L66 176ZM123 173H125V172H123ZM145 173H148V174H145ZM66 174H68V173H66ZM129 174H131V173L129 172ZM133 174H132V177H133ZM151 174H153V173L151 172L150 175ZM245 174H247V173L245 172ZM173 175H171V176H173ZM208 175H210V174L207 173V176ZM4 176H3V178H4ZM15 176H14V179L10 178V180H16L15 178L19 179L18 177H15ZM102 176L103 175H101V177H99V178L97 176L96 178L100 179V178H102ZM178 176L176 178V181H178L177 180L178 179ZM72 177L71 178L69 177L67 179L66 185H71L72 184L71 179H72V181H74V178H72ZM167 177H169V178H167ZM107 178H109V179L111 178L112 179L113 177H107ZM124 178H126V177H124ZM149 178H151L152 180L149 179ZM159 178L161 180H157ZM212 178L213 177L210 176V180L212 181V183H214ZM219 178H220V176H219ZM256 178H259L260 181L262 182V184H264V176H263V178H260V176L258 175V176H256ZM52 179L55 181L54 178H52ZM204 179H207V178H204ZM2 180L3 179L1 178L0 184L1 183H5V182H2ZM60 180L62 182L63 179L61 178ZM69 180H70V183L71 184L70 183L67 184ZM80 181H81V179H80ZM104 181H106V180H104ZM115 181H116V179H115ZM176 181H175V183H176ZM221 181L224 182V180H221ZM221 181H219V182H221ZM134 182H136V181H134ZM142 182L147 183V187L148 186H149L148 188L151 187L152 190L146 192L145 200L142 203H139L135 198L138 195V191H139V188H140V184ZM219 182H217V183H219ZM246 182H247V179H246ZM22 183H25V186L24 187H22ZM175 183H173V181H171V185L168 184L167 186L166 185L165 186L168 187V188H171V186L174 185ZM187 183H188V181H187ZM189 183L191 184V182H189ZM215 183H214V186H215ZM224 183H227V185H228L230 182L228 183L227 180H226ZM89 185H91V184H89ZM6 186H8V185H6ZM92 186H93V184H92ZM210 186L212 187L213 184H210ZM218 186H215V188L216 187L218 188ZM93 187H95V186H93ZM106 187H108V186H106ZM73 188L75 189V187H73ZM174 188H172V189H174ZM7 189L5 188L3 191L1 190L2 192H0L1 193L0 195H2V198H3V195H4L2 193L4 191L6 192ZM46 189H49V188H46ZM83 189H81L82 192H80V193H82L84 195V191H87V190L84 189V191H83ZM87 189H89V188H87ZM90 189H92V187ZM158 189H159V191H158ZM225 189L226 188H224V190ZM73 190H71L72 193H73ZM121 191H123L122 190V186H121ZM77 192H79V191H77ZM89 193H87V194H89ZM115 193L116 192H114L113 194H115ZM113 194H112V196H114ZM120 194H123V193H119L118 195H120ZM7 195H11L12 197H15V195H12L11 192H10V194H7ZM46 195H47V193H46ZM46 195H44V196H46ZM67 195H69L68 197L71 198L70 194H67ZM77 195H78V193H77ZM83 195H82V197H83ZM73 196L74 197H78L79 196L80 199L82 198L80 195L76 196V194L72 195V198H73ZM223 196H225V195H223ZM87 197L88 196H86V198ZM121 197H120V199H121ZM17 198H18V196H17ZM29 198L30 197H28V199H27L28 201L32 200V197L30 198V200H29ZM63 198H65V197H63ZM86 198H85V202H88V200L86 201ZM14 199H16V198H13V200ZM50 199H52V198H48V200H50ZM73 199L75 200V198H73ZM230 199H231V201H230ZM58 200L59 199H57V201H56L57 202V204H56L57 205V208H58V206L60 207L62 205L61 202H60V200L59 201ZM90 200H94V199H90ZM106 200L110 204L109 199H106ZM124 200H126V199H124ZM32 201H30V202H32ZM40 201L41 200H37V201L34 200V203L36 204V207H37V204H38L39 209H41L40 206L43 205V203H44L43 200H42L41 201V204H40L39 203ZM82 201L84 202V199ZM119 201L120 200H117L116 202H113L114 207H119V203H123V201H120V202ZM36 202H38V203H36ZM92 202L93 201H91V203ZM126 202H127V200L125 201V203ZM9 203H7V204H9ZM48 203H47V205H48ZM58 203L61 204V205H59ZM68 203H70V202H67V205L69 206ZM93 203H94V205H92ZM93 203L91 205H92V207H94V206L95 207L92 208L91 205H90L88 210H90V208H92L95 211L92 210V211L85 212V216H86V214H89L90 212L91 213L94 212L93 215H92V217H91V215L90 216L87 215L88 217H91L92 219L94 218V216L96 214L97 215L99 214L98 213L99 211L104 212L103 211V208L105 210V212H104L105 214H108L109 210H111L110 207H108V206H105L104 207L103 206V207H101V210H98L97 211L99 205H102L105 202H99V203H97V202L94 201ZM226 203H227V205L229 204V206H231L232 209H230V207H229V211L222 212L220 210V208L223 209L224 206H225L224 204H226ZM45 204H46V201H45ZM54 204H55V202H54ZM85 204L86 203L82 204L80 207L81 208H84L86 210V208L88 206L86 208L85 207H82ZM67 205L64 204L61 207V209L60 208L59 209H56L55 207L54 208L56 209V211L62 210L64 206H65V208L67 207V209H68V206ZM70 205H72V204H70ZM73 205H72V207H73ZM44 206L45 205H43L42 207H44ZM215 206L217 207V209L219 208L221 214L219 212V213H217L219 215H216V216L213 215L214 217H212L211 215L213 213L210 214L211 212L208 209L212 210L214 208L213 210H215L216 209ZM222 206H223V208H222ZM38 207H37V209H38ZM45 207H47V206H45ZM41 211L43 212V210H41ZM56 211H55V213H56ZM68 211L65 210L66 213ZM96 211H97V213H96ZM208 211H209V213H208ZM7 212H5V213H7ZM36 212H37V210H36ZM82 212H84V211H82ZM102 212L100 213V215L102 214L101 216H102V218H104ZM17 213H18V211H17ZM23 213H24V211H23ZM47 213H50V212H47ZM55 213H53V214H55ZM74 213H75V210H74ZM12 214H14V212H11V214L9 213V215H12ZM105 214H104V216H105ZM126 214H127V216H126ZM97 215H96L95 218H97ZM75 216H77V215H75ZM82 216H84V215H82ZM106 216L108 217V215H106ZM10 218H12V217L10 216ZM10 218H9V223H6L5 221H0V225H3V226L6 225L7 226V224H8V227H10L9 230L10 229L15 230L14 229L15 226L12 223L13 221ZM36 218H37V216H36ZM44 218H46V217H44ZM102 218H100V220H102ZM85 219L88 220L89 218H86L85 217ZM105 219H106V217H105ZM20 220L21 219H19V221H18L19 223H20ZM83 220L80 221L79 223H82ZM93 220H89V221H91L93 223L95 221L96 222L99 221V219L98 220L95 219L94 221ZM51 221H52V219H51ZM63 221H65V220L63 219L62 222ZM89 221H87V223H86V220L84 221L85 222V225L83 224L84 227L85 226H89V225L92 226V224ZM62 222L60 223V225L62 224ZM19 223L17 225H20V224L23 225V223H20V224ZM79 223L75 224L76 227H75V230L73 229L74 231L77 230V227H78ZM48 224L49 223H47V225L45 224L46 227H49L50 226V224L49 225ZM71 225H73V224H71ZM23 226H25V225H23ZM68 226H67V228H68ZM94 226H97V223L96 224L94 223ZM98 226H100V225H98ZM89 227H88V229H89ZM100 228H101V226H100ZM85 229H87V228H85ZM88 229H87V231H88ZM91 229H93V227ZM98 229H96V230H98ZM12 230H10V233L11 232L15 233V231H12ZM18 230L22 231L19 228L17 229V231ZM50 231L53 232L52 229ZM57 231H58V229L56 230V233H58ZM32 232L33 231H31V234H32ZM71 232L70 233L68 232V233L71 234ZM129 232L131 234H129ZM76 233H77V231H76ZM95 233H97V232H95ZM21 234H20V237L22 236ZM53 234L55 235V233H53ZM65 234L66 233L64 232L63 234H61V236L59 235V237H62V235L65 236ZM73 234H75V233H73ZM89 234H91V233H89ZM47 235H46V237H48ZM36 236L37 235H35L34 238ZM97 236H99V235H97ZM56 237H57V235H56ZM59 237H58V239H59ZM71 238H72V240H74L76 237L73 238V236H72V237H69L70 241H68L67 239L66 240L70 243V242H72L71 241ZM8 239L9 238H2V240H1V242H3L4 244H6L7 250H5V252L8 253V254L11 253L12 251H14V253H17V247L18 246L15 247L16 245L13 244L15 248L13 247V249L11 250L10 247L8 246V244H7L8 243ZM36 239H39V238L36 237ZM52 240L55 241L54 239H51L49 241H52ZM67 241H65L67 244L66 243H62L61 246L63 244H65L64 246L69 245V243ZM74 241H76V240H74ZM9 242L11 243V241H9ZM62 242H64V241H62ZM42 243H45V241H42ZM47 243H45V244H47ZM51 244H52V242H51ZM40 246L42 247V245H40ZM40 246H39V249L41 248ZM58 246H60V244ZM64 246H62V247H64ZM19 247H20V250H19V248H18V250L21 251L22 250L21 249V246L19 245ZM36 247H38V246H36ZM36 247H35V249H36ZM58 248H55V246H54V250L56 249L55 251H57ZM64 248H60V249L62 250ZM67 248H68V246H66V249H64V250H68ZM69 248H70V246H69ZM14 249H16V252H15ZM30 251L32 252V250H30ZM21 252L23 253V251H21ZM21 252H19V253H21ZM25 252H28V251H25ZM52 252H54V251L52 250ZM29 253L30 252H28V254ZM43 253L45 254V248L43 250ZM49 253H50V251H49ZM54 253H52V255ZM35 254H36V251H35ZM13 255L15 256V254H13ZM16 255L18 256V254H16ZM50 255H49V257H50ZM1 256H0V264H7V263L8 264L9 263L12 264L13 263L9 259H7V257L4 258L5 257L4 255H1ZM49 257L46 258L47 260H46V263L45 264H47L48 259H49V261H48L49 264H52L51 260H53L52 259L53 257H51V258H49ZM27 263L30 264V261H28ZM39 263L43 264L44 261L43 262H39ZM31 264H33V263H31ZM34 264H36V262Z\"/></svg>",
  "mask_w": 264,
  "mask_h": 264
}]
</instances>
